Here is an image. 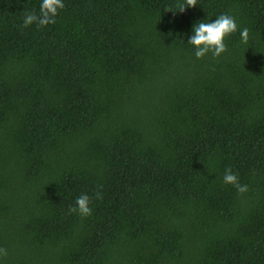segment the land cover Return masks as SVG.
I'll return each mask as SVG.
<instances>
[{"label": "trees", "instance_id": "trees-1", "mask_svg": "<svg viewBox=\"0 0 264 264\" xmlns=\"http://www.w3.org/2000/svg\"><path fill=\"white\" fill-rule=\"evenodd\" d=\"M41 2L0 0V264H264V0Z\"/></svg>", "mask_w": 264, "mask_h": 264}, {"label": "clouds", "instance_id": "clouds-1", "mask_svg": "<svg viewBox=\"0 0 264 264\" xmlns=\"http://www.w3.org/2000/svg\"><path fill=\"white\" fill-rule=\"evenodd\" d=\"M197 0H183L182 3L178 2L175 6L176 10L181 13L186 8L196 7ZM65 4L63 0H42L39 5V15L35 11L26 12L23 20L22 27H28L36 24L39 27L55 24L56 17L59 10L64 9ZM167 11H173L169 8ZM173 11V12H175ZM237 23L233 16L221 14L213 22L201 21L193 27V35L189 38L188 44L192 45L196 51L195 56L197 59L205 57L211 53L213 57H219L222 53L227 51L225 38L237 31ZM241 40L248 43L249 29L243 28L240 31ZM223 183L230 184L236 188L239 193H244L248 190L247 185H242L239 182V176L234 173L231 167L224 171ZM95 199L102 200L103 192L96 191ZM91 198L82 193L75 200V206H69L68 213H79L83 217L92 215V208L90 207ZM8 252L5 248H0V257H7Z\"/></svg>", "mask_w": 264, "mask_h": 264}]
</instances>
